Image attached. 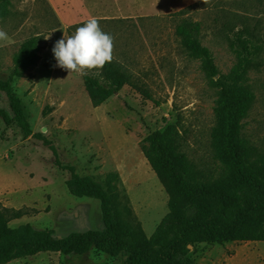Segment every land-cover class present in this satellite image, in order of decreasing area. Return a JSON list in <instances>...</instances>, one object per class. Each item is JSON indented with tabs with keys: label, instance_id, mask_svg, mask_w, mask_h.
I'll return each instance as SVG.
<instances>
[{
	"label": "rangeland",
	"instance_id": "rangeland-1",
	"mask_svg": "<svg viewBox=\"0 0 264 264\" xmlns=\"http://www.w3.org/2000/svg\"><path fill=\"white\" fill-rule=\"evenodd\" d=\"M90 16L115 38L111 62L157 104L124 86L101 108H94L82 76L56 66L55 42L73 35ZM182 21L200 23L199 41L217 69L214 80L229 81L238 62L246 60L242 84L253 92L254 103L241 122V133L254 150L251 160L264 161V0H0V30L7 33V39H0V80L9 79L12 58L24 41L34 35L44 38L33 78L28 80L24 73V78L11 80L31 131L51 141L58 160L73 166L78 175L104 190L113 187L111 213L121 212V218L132 227L139 225L147 239L168 213V195L140 150L143 138L173 126L178 148L200 173L201 184L220 181L222 174L220 163L212 158L210 138L218 89L210 85L203 60L191 57L174 35ZM240 29L256 49L238 58L230 45ZM0 109L13 116L1 92ZM107 176L114 177L110 183ZM67 179L68 173L54 165L53 155L40 141L24 138L0 119V205L21 211L18 219L9 221L10 228L51 230L55 239L102 231L99 202L70 195ZM257 192L241 191L244 197ZM191 253L194 264H264V242L199 244ZM7 264L141 262L126 252L112 256L91 247L79 255L45 252Z\"/></svg>",
	"mask_w": 264,
	"mask_h": 264
},
{
	"label": "trees",
	"instance_id": "trees-1",
	"mask_svg": "<svg viewBox=\"0 0 264 264\" xmlns=\"http://www.w3.org/2000/svg\"><path fill=\"white\" fill-rule=\"evenodd\" d=\"M200 29L199 22L182 21L175 26L174 35L191 57L203 60V70L210 85L218 89L210 138L212 158L220 163L222 170L221 180L201 184L200 173L178 148V134L173 126L143 138L139 142L140 150L168 195V213L150 239L139 225L132 227L126 223L121 212L111 213L113 187L104 190L91 178L78 175L73 166L58 160L51 141L31 131L11 80L24 78V73L28 80L33 78L31 71L40 60L44 38L34 35L22 43L12 58L13 70L9 79L0 80V92L7 98L13 116L0 109V119L6 127L15 126L24 138L40 141L51 152L54 165L68 173L65 187L70 195L99 202L104 229L55 239L51 230H35L29 225L10 228L9 221L18 219L21 211L0 205V264L45 252L79 255L91 247L104 249L112 256L126 252L136 256L141 264H194L191 248L195 245L264 242V161L251 160L254 150L241 133V122L254 103L253 92L242 84L246 60L242 58L238 62L229 81L221 80V77L214 80L217 69L210 52L199 41ZM244 33L242 29L234 32L230 45L231 49L237 50L238 58L242 53L256 49ZM88 71L82 76V82L94 108L124 86H131L144 99L157 104L142 85L135 84L115 63ZM113 178L107 176L106 181L110 183ZM244 188H255L258 192L244 197L241 193Z\"/></svg>",
	"mask_w": 264,
	"mask_h": 264
},
{
	"label": "clouds",
	"instance_id": "clouds-1",
	"mask_svg": "<svg viewBox=\"0 0 264 264\" xmlns=\"http://www.w3.org/2000/svg\"><path fill=\"white\" fill-rule=\"evenodd\" d=\"M208 3V0H204ZM49 36L45 37V39ZM0 39H7V33L0 30ZM114 36L104 32L95 16H90L74 34L57 40L52 49L56 66L87 75L91 69H102L113 60Z\"/></svg>",
	"mask_w": 264,
	"mask_h": 264
},
{
	"label": "bare ground",
	"instance_id": "bare-ground-1",
	"mask_svg": "<svg viewBox=\"0 0 264 264\" xmlns=\"http://www.w3.org/2000/svg\"><path fill=\"white\" fill-rule=\"evenodd\" d=\"M99 108H101V107H99ZM30 258H33V256H30Z\"/></svg>",
	"mask_w": 264,
	"mask_h": 264
}]
</instances>
